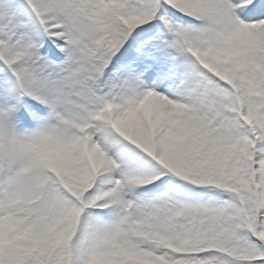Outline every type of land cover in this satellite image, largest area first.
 Instances as JSON below:
<instances>
[{"label": "snow or ice", "instance_id": "obj_1", "mask_svg": "<svg viewBox=\"0 0 264 264\" xmlns=\"http://www.w3.org/2000/svg\"><path fill=\"white\" fill-rule=\"evenodd\" d=\"M0 264H264V0H0Z\"/></svg>", "mask_w": 264, "mask_h": 264}]
</instances>
